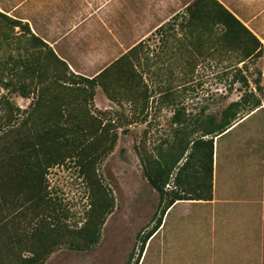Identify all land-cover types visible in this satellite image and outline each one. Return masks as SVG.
I'll return each instance as SVG.
<instances>
[{
    "label": "rangeland",
    "instance_id": "374dc122",
    "mask_svg": "<svg viewBox=\"0 0 264 264\" xmlns=\"http://www.w3.org/2000/svg\"><path fill=\"white\" fill-rule=\"evenodd\" d=\"M24 1L0 0V264H126L159 203L146 172L258 83L264 94V46L214 0L180 13L170 0H109L57 40L76 48L67 63L33 36L24 16L39 4ZM216 138L215 168L256 200L254 254L238 264H264V97ZM166 236L139 264H168Z\"/></svg>",
    "mask_w": 264,
    "mask_h": 264
},
{
    "label": "crops",
    "instance_id": "0c3cea01",
    "mask_svg": "<svg viewBox=\"0 0 264 264\" xmlns=\"http://www.w3.org/2000/svg\"><path fill=\"white\" fill-rule=\"evenodd\" d=\"M37 1V11L24 16V20L31 26L34 35L48 44L59 58L72 63L70 58L76 50L75 46H67L65 50L68 52L65 54L57 40L72 42L78 32L76 30L83 29L97 16L101 17L104 5L109 0H56L54 10L49 0L29 2L34 5ZM78 1L83 2V7L73 10V7L78 6L73 3ZM170 1L175 3L170 12L177 8L176 13H180L194 0ZM216 1L242 22L264 46V0ZM7 13L13 14L10 11ZM97 22L102 26L101 21ZM164 24H158L151 32ZM228 130L217 138L224 136ZM215 163L218 165V157L216 162L214 152L211 199L177 201L166 211L164 221L152 237L157 238L167 231L168 264H238L239 260L254 254L257 235L252 229L257 216L254 206L256 200L241 194L242 191L233 183V175L228 174L227 169L218 171ZM221 172L225 178L222 183L219 182ZM187 253L191 255L186 256Z\"/></svg>",
    "mask_w": 264,
    "mask_h": 264
},
{
    "label": "trees",
    "instance_id": "16d2710c",
    "mask_svg": "<svg viewBox=\"0 0 264 264\" xmlns=\"http://www.w3.org/2000/svg\"><path fill=\"white\" fill-rule=\"evenodd\" d=\"M230 29L234 32L250 34L258 50L262 51V44L230 11L222 6ZM190 7V6H189ZM0 16H3L0 13ZM20 23L19 21H15ZM28 26V25H27ZM161 26L159 29H161ZM33 34V33H32ZM35 37V35H33ZM42 41L39 37H35ZM100 75V74H99ZM98 75V76H99ZM261 74L259 73V76ZM97 76V77H98ZM97 77L88 79L93 82ZM247 82V81H246ZM260 94V95H258ZM262 88L258 83L256 91H250L248 98L241 97L239 101L229 104L223 111L219 121L210 118L202 135L195 141L174 143L160 154L153 171L146 172V178L159 195L157 209L148 225L136 235V243L128 256L126 264H139L147 242L159 230L166 211L177 201L181 200H210L213 189L214 173V140L231 128L242 111L252 113L262 105ZM242 119V118H241ZM207 137L206 139H204ZM192 144V145H191ZM191 145V147H190ZM186 155V156H185ZM151 170V169H150ZM153 172V173H151ZM100 233L97 229L88 230V241L97 244ZM137 253V258L135 259Z\"/></svg>",
    "mask_w": 264,
    "mask_h": 264
}]
</instances>
